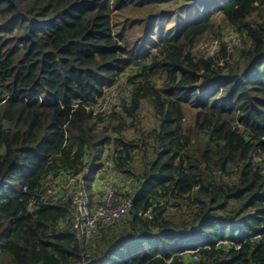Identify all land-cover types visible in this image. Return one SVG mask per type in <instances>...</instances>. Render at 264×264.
I'll return each instance as SVG.
<instances>
[{
	"label": "trees",
	"instance_id": "obj_1",
	"mask_svg": "<svg viewBox=\"0 0 264 264\" xmlns=\"http://www.w3.org/2000/svg\"><path fill=\"white\" fill-rule=\"evenodd\" d=\"M108 150L133 208L80 235L48 184L82 175L91 208ZM258 156L264 0H0V264H264Z\"/></svg>",
	"mask_w": 264,
	"mask_h": 264
},
{
	"label": "rangeland",
	"instance_id": "obj_2",
	"mask_svg": "<svg viewBox=\"0 0 264 264\" xmlns=\"http://www.w3.org/2000/svg\"><path fill=\"white\" fill-rule=\"evenodd\" d=\"M220 24H222L221 31L223 29V31L225 32L224 37L228 41V47H231V49H233V48L240 46L241 39L238 38V40H236L234 37H232V33L226 31V28L228 27V25L225 26L221 19L218 22V25ZM234 39H235V42L233 41ZM220 47H222V42L218 38L216 39V35L211 33V34H207L199 42L197 49L198 51H200L201 54H205L208 51V54L211 55V54L218 52L220 50ZM124 83H125V80H119L117 85L113 88V92L107 97L106 102L104 104L106 109H112L113 105L116 102H118V98H117L118 89L117 88H119L121 85L125 86L126 83L125 85ZM195 114H196V109L189 108L187 110V117L184 121L186 127L193 124ZM142 122L146 127L156 126V120H155V115L153 113V110H150L148 108L143 110ZM108 154H110L109 150L105 153L104 161H103L104 166H105V163L107 164V168L104 167V171L101 174L100 179L97 180L95 184L92 186L91 193H93L94 198L98 196L99 193L100 194L105 193L107 183H111V184L114 183V185L116 186V189H118L119 191H123V190H120L125 184V181L122 179L123 175L115 173V170L113 169L112 159L110 158ZM262 157L263 156L256 157V161L264 165V159ZM83 180L84 178L82 175H79L77 177H70V176H65L63 178L59 177L56 180H52V182L48 184V185H51V188L48 190V193L52 195H58L60 197L65 198L66 200H69V197L72 196L73 209L75 210L78 209L79 212H82V222L80 221V223H84L86 225L85 221H86L87 211H88V206H89L90 193L85 192L86 184L85 182L83 183ZM84 204H85V208H84ZM94 209L95 207L93 205V209L91 208L89 212H94ZM186 209L188 208L184 207L183 210H178L177 212L181 213ZM86 228L87 226L83 228V231H82L83 233L88 232L90 230L89 228H87L88 230Z\"/></svg>",
	"mask_w": 264,
	"mask_h": 264
},
{
	"label": "built area",
	"instance_id": "obj_3",
	"mask_svg": "<svg viewBox=\"0 0 264 264\" xmlns=\"http://www.w3.org/2000/svg\"><path fill=\"white\" fill-rule=\"evenodd\" d=\"M121 192L116 189L114 183H107L105 193H99L96 196L94 202L95 209L88 220L89 235L92 232H96L98 224L113 226L131 211L133 208L132 198L123 196ZM141 214L145 218L153 219V212L151 210L141 212Z\"/></svg>",
	"mask_w": 264,
	"mask_h": 264
},
{
	"label": "clouds",
	"instance_id": "obj_4",
	"mask_svg": "<svg viewBox=\"0 0 264 264\" xmlns=\"http://www.w3.org/2000/svg\"><path fill=\"white\" fill-rule=\"evenodd\" d=\"M211 55H212V54H211ZM95 199H96V197H95ZM94 204H95V203H94ZM94 204H93V205H94ZM84 208H85V204H84ZM91 208H93V206H92ZM91 208L88 207L87 217H86V221H85V222H86V225H85L84 223H80V222L76 225V226L79 225V228H80V235H84L85 233L88 234V232H84V233H83L82 231H83V228H85V226H87V228H89V227H88V220H89V218H90V216H91V213H92V212H89V210H90ZM81 213H82V212H81ZM81 219H82V217H81ZM119 221H120V220H119ZM119 221H118V222H119ZM81 222H82V221H81ZM82 226H83V227H82ZM87 228H86V229H87ZM87 230H88V229H87ZM88 235H89V234H88ZM193 253H194V252H193ZM196 254H198V253H194L195 258H196Z\"/></svg>",
	"mask_w": 264,
	"mask_h": 264
}]
</instances>
